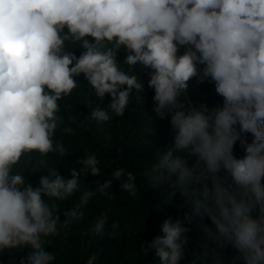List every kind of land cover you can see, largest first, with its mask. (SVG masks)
Returning a JSON list of instances; mask_svg holds the SVG:
<instances>
[{
  "label": "clouds",
  "instance_id": "clouds-1",
  "mask_svg": "<svg viewBox=\"0 0 264 264\" xmlns=\"http://www.w3.org/2000/svg\"><path fill=\"white\" fill-rule=\"evenodd\" d=\"M82 74L98 99L110 97L91 111L98 124L123 117L133 100L142 104L148 77L152 111L173 136L155 154L151 185L166 201L181 193L191 205L185 220L194 213L210 221L199 225L189 264H224L228 248L227 264H264V0H0V255L27 249L19 264H55L46 248L97 193L113 200L115 181L138 196L136 176L123 167L96 191L83 187L82 178L101 177L95 152L67 177L49 168L33 186L25 175L34 158L47 168L51 156L69 155L56 139L75 132L60 102L81 87ZM193 80L214 84L222 103H193ZM77 193L61 220V203ZM92 230L115 238L120 224L101 212ZM189 230L167 217L144 255L154 250L159 264H181Z\"/></svg>",
  "mask_w": 264,
  "mask_h": 264
},
{
  "label": "trees",
  "instance_id": "trees-1",
  "mask_svg": "<svg viewBox=\"0 0 264 264\" xmlns=\"http://www.w3.org/2000/svg\"><path fill=\"white\" fill-rule=\"evenodd\" d=\"M80 49L77 50L79 55ZM122 60L124 53L118 54ZM145 81V92L142 94L143 103L133 100L123 117H114L105 124H98L90 118L93 108H104L110 102L106 95L103 101L91 92L83 74L78 77L81 84L79 89L74 90L73 95L65 101H61L62 115L65 118L64 126H71L75 132L72 135L57 133V141L63 142L68 149L67 157L51 156L48 159L47 168H38L34 158L28 164V180L36 186L40 177L47 175L49 168L56 167L61 175L69 176V170L79 167L76 160L89 152H95L100 159L101 177L91 175L83 179V187L96 191V182L111 177L116 167H123L133 172L136 176L138 196L133 198L126 192L119 190L115 181L110 191L115 193L113 200L105 196L97 195L92 198L81 211L83 216L73 221L70 226L62 231L61 235L53 240L52 245L46 251L54 252L57 256L55 264H85L88 256L98 257L96 264H159L154 250H149L144 255L145 242L160 234V225L163 220L171 216L173 219L180 218L184 226L190 230L184 235L189 238L186 246V259L181 264H189L193 259L192 250L199 247L202 236L199 225L209 223L207 217L203 220L193 213L191 222L184 219L186 212H191V205L185 204V198L178 191L171 201H166V194L161 189H155L151 185L152 165L155 163V154L158 149L170 147L173 136L170 132L168 120H160L152 111L151 89L147 88L148 77ZM190 99L193 103L207 102L210 106L222 103V98L214 91V84L204 83L196 85L192 81ZM70 105V107H64ZM251 136H249V140ZM237 157L243 155L237 144L235 149ZM180 155L185 156L184 153ZM193 161L190 159L189 163ZM83 191V188L81 189ZM77 193L68 201L61 203V220L64 219L63 211L78 203ZM101 212H107L109 224L113 220L120 224L119 236L112 238L108 231L103 235H97L92 230L94 217ZM234 254L228 248L222 253L224 264ZM27 255V249L13 250L0 255V264H19L18 257ZM207 264H215L208 258Z\"/></svg>",
  "mask_w": 264,
  "mask_h": 264
}]
</instances>
